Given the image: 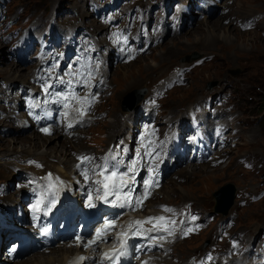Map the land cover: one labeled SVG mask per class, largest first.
<instances>
[{
    "label": "rangeland",
    "instance_id": "1",
    "mask_svg": "<svg viewBox=\"0 0 264 264\" xmlns=\"http://www.w3.org/2000/svg\"><path fill=\"white\" fill-rule=\"evenodd\" d=\"M4 1L8 5L9 3L11 4L10 14L18 26L25 25L30 19L32 21L30 25L32 24L35 27L44 26L48 28L57 27L58 25L59 28L66 30L72 22V19H69L71 11L77 10L80 15L75 19L76 26L88 27L89 29L96 27L93 16H90L87 11L86 0ZM161 1H146L142 5H159ZM226 1L231 10L224 9ZM181 2L183 3L184 0ZM216 9L217 11L210 15L208 20L213 24L222 16L229 18L228 20L226 19L227 26H225L223 21V25L226 28L216 31V34L223 37L229 30L232 39H237L233 46H222L224 43L221 44L220 42L210 48H206L202 44L196 43L201 38L208 36L209 32L202 24L204 18H197V14L192 13L191 16L194 18L192 25L186 27L180 35L175 38H166L162 45L140 57L136 62H132V65H128L129 67L124 68L122 71L119 69L120 64L114 65L108 75L111 91L109 90L110 92H108V95L98 108L101 114L96 117V119H99L97 124L88 130L81 131L86 133L84 135L81 134L78 140H70L66 136L67 140L63 141L73 142L72 146L70 144L67 145V149L70 150L74 158L75 155L73 153H77V151V154H81L84 150V153L104 151L109 144L110 138L108 139V137L111 130L114 132L111 140L113 141L112 143H115L116 139L126 134L127 130L133 131L134 129V124L140 111L139 107L142 104H138V109L134 106L132 111H123L122 105L129 93L144 90L145 95H147L151 89L159 85L163 80L174 76L178 69H190L187 74V85L174 89L163 101L164 116L175 122L179 120L185 121L186 117H188V112L193 108L204 106V102L212 96H223L229 101L222 109V116L230 115L233 118L236 117V122H233V126H236L233 129L239 130L235 140L236 147H231V150L228 149L230 153L228 152L220 157L221 159L227 158L224 163L218 166L207 163L203 164L207 165L205 167L196 168L190 176L181 173L186 169L188 170V168L182 169L173 175L165 183L161 194L148 201V210H151V206L155 204L158 206L165 203L174 206L181 205L182 207L184 202L192 203L194 210L202 213H211L212 216L217 217L216 221L232 217L237 222L235 229L249 241L254 235L258 236L261 230L264 229V199L257 203H252L247 196L249 194L258 195L264 191V113L259 106L260 98L264 96V0H224L220 8L216 6ZM221 11L229 12L222 14ZM156 17H161V10L155 12L154 18ZM249 19L259 21L256 30L242 32L234 25L235 21L244 22ZM100 29L102 27L97 25L96 31ZM0 44L4 45L1 42ZM8 47V44L0 47V95L3 94L5 85L11 88L14 87L16 90V85L22 84L20 80L13 86L15 83H9L8 76L5 74L7 70L12 69V64L14 63L9 59ZM196 54H199L200 57L194 59ZM201 60H204L203 63L197 65ZM16 65L21 67L20 63ZM32 70L24 68V73L30 74ZM137 100L134 102L136 103ZM213 106L214 108L217 107L215 104ZM115 116L116 123L113 125L109 124V122L114 120ZM125 119L126 123L123 122ZM223 120L229 123L231 118ZM9 121L10 119L3 120L0 114V155L9 154V152L10 154L13 153L12 158H9V160L4 158L0 161L14 163V166H16V163L20 168L13 170L12 167H9L7 174L0 172V183L4 184L13 182V178L25 170L23 169L25 165H21L22 161L26 163L34 159H23L19 162L16 161L14 154L22 155L21 150L25 147V150H27L30 146L27 138L37 134L35 131H19L16 125L13 124L15 121L12 119L11 123ZM18 139H25L26 142L22 145L20 142H16ZM105 139L108 140L105 141ZM12 140L16 144L12 142V145H10ZM63 141L59 145L63 144ZM43 149H47L46 146L39 148L40 151ZM60 149L61 147L58 146L57 150L54 153L52 152V156L62 158L61 153L58 152ZM34 157L36 158V156ZM59 158H49L48 160L49 162L51 161L50 163L53 167L57 168L58 164L56 162H58ZM242 159L250 162L254 169H245L241 163ZM215 162L218 163L216 160ZM46 169L49 170V168ZM211 177L213 179L207 180V178ZM227 186H232L234 190L232 194L234 197L233 204L227 211L228 216L223 211H217L216 207H220L221 210L225 209L229 203L230 195L224 200V204H221V201L220 204H217L215 199V195L223 188H227ZM226 193L227 191L224 192V195ZM16 194H19V192H15L11 197L15 198ZM220 197L221 195L217 198ZM242 201H245L246 204L242 205ZM215 224L212 225L208 232L177 244L182 247L180 251H175L173 247L174 256L170 262H188L192 256L208 250L213 243L216 242L215 244H218L219 241L214 235L218 236L219 232L216 230L215 234L212 235L216 228ZM256 226L258 228L253 231ZM223 246L227 247V245ZM51 253L46 252L33 256L43 255L46 257L52 255ZM25 260L27 258L18 260L14 264H20ZM81 264L93 263L83 259Z\"/></svg>",
    "mask_w": 264,
    "mask_h": 264
},
{
    "label": "bare ground",
    "instance_id": "2",
    "mask_svg": "<svg viewBox=\"0 0 264 264\" xmlns=\"http://www.w3.org/2000/svg\"><path fill=\"white\" fill-rule=\"evenodd\" d=\"M212 1V0H211ZM215 1V0H214ZM214 1H212V2H214ZM237 5V4H236ZM216 6H219V8H220V6H221V4L220 5H216ZM218 8V7H217ZM229 8H231L230 6H229V4H227V1H226V3H225V5H224V9H229ZM234 9V8H233ZM229 10H231V9H229ZM216 11H217V9H216ZM215 11V12H216ZM234 11V10H233ZM214 12V13H215ZM213 13V14H214ZM212 15V14H211ZM209 14H205V17H204V21L202 22V24H203V26H204V28H206L207 29V32H209V35L208 36H205L204 38H201L200 40H198L196 43H198V44H202L204 47H206V48H210V47H212V46H214V45H216V43H220L221 42V44L222 43H224V44H222V46H224V45H226V46H228V47H230V46H233L234 45V42L237 40V39H232V37L230 36V31L228 30V32H226L225 33V35L223 36V37H220L218 34H216V31H219V30H221V29H224V28H226L225 26H227L226 24V22H227V20L229 19L228 17H220L218 20H216V22H214L213 24H211V22L208 20L209 19ZM227 19V20H226ZM223 21H224V24H225V26L223 25ZM222 25H223V27H222ZM100 28V27H99ZM177 35H175V37H176ZM175 37H173V38H175ZM0 42L1 43H3L4 45H6L7 43H4L3 41H1L0 40ZM3 45V46H4ZM1 44H0V47H3ZM8 54H10V51L8 52ZM196 55H198V54H196ZM138 60V59H137ZM136 60V61H137ZM135 61V62H136ZM198 61V60H197ZM130 65H132V63H130L129 64V66ZM128 65H121L120 64V67H119V69L122 71L124 68H127V67H129ZM22 67V66H21ZM20 66H18V65H16V64H12V69L11 70H7V72H5V74L8 76V79H9V83H15L16 84V82H19L20 80H21V82H22V84H24V85H28L29 84V81H27V80H30V77H33V72L31 71L30 72V74H28V73H24V68H21ZM29 76V77H28ZM15 84H13V86L15 85ZM21 84V85H22ZM23 85V86H24ZM130 88V87H129ZM121 92V91H120ZM131 93H129V95H130ZM134 95V94H133ZM137 95H134V96H131V97H129L126 101H124V103H123V105H122V108H123V111H132L133 110V107L132 106H130L129 108H128V106H129V104L131 103V99H133V98H135ZM143 98V95L141 96V98L139 99V104H142V105H144L143 103H144V100L142 99ZM121 99V98H120ZM119 100V99H118ZM131 105V104H130ZM141 105V106H142ZM128 113V112H127ZM223 114V111L221 112V115ZM116 116H117V114H115ZM114 116V115H113ZM116 116L114 117V120H112L111 122H109V124H115L116 123V120H115V118H116ZM111 117V116H110ZM141 119H142V117H141ZM13 120V119H12ZM118 120V119H117ZM130 120V119H129ZM132 120V119H131ZM180 121H184V120H179V121H177V122H180ZM122 122V121H121ZM124 123H126V119L123 121ZM117 126V125H116ZM125 126V125H124ZM119 127V126H118ZM116 128V127H115ZM124 128V127H123ZM121 129V128H120ZM109 130V129H108ZM123 130V129H122ZM78 133V132H77ZM86 132H79V134H85ZM113 134H114V132H113V130H111L110 132H109V137H108V139L110 138V140L108 141L109 142V144H108V147L110 146V144H112V136H113ZM118 134V133H117ZM119 135H120V133H119ZM108 136V135H107ZM118 136V135H117ZM27 139H29V142H30V146H29V148L27 149V150H25V148L24 149H22L21 151V153H22V155H16V154H14V156H15V158H16V161H22L23 159H27V160H29V159H35V160H39V161H41L45 166H46V168H49V170H51V171H54L55 173H58V174H60L61 176H63L65 179H68V180H70L71 179V174L74 172V169H75V165H76V163H77V161L75 160V158L74 157H72V153L70 152V150H68L67 149V145H71L72 146V144H73V142L72 141H67V142H64L65 140H67V137L66 136H64L63 134H58V135H55V136H53V137H44V136H42L41 134H39V133H37V134H34V136H30L29 138H27ZM108 139H105V141H107ZM64 140V141H63ZM3 142H4V140H2ZM63 141V144H61V145H59L61 142ZM104 141V142H105ZM12 142H13V144H16V142L18 143V142H20V144H24L26 141H25V139H18L16 142L14 141V140H12L11 142H10V145H12ZM46 146V148L47 149H43L42 151H40L39 150V148H44ZM58 146H60L61 147V149L58 151L59 153H61V156H62V158H59V157H53L52 155V152L54 153V151L55 150H57V148H58ZM39 147V148H38ZM107 147V148H108ZM49 148V149H48ZM9 149V148H8ZM83 150V149H82ZM229 150H231V148L229 149ZM229 150H227L226 151V153H228L229 152ZM10 151V150H9ZM85 151V150H84ZM84 151L82 152V153H84ZM50 152V153H49ZM57 152V153H58ZM77 153H78V151H77ZM81 153V154H82ZM225 153V154H226ZM230 153V152H229ZM13 154V153H12ZM12 154H10V152H9V154L7 153V154H2V155H0V160H2V159H6V158H8V160H9V158H12ZM87 154H89V153H87ZM59 155V154H58ZM13 156V157H14ZM34 156H36V158L34 157ZM49 158H59V160H58V162H56L58 165H57V168H55V167H53L52 166V164L49 162ZM215 160L216 161H219V160H221V158H215ZM14 164V163H13ZM12 163H9V162H1L0 161V167H1V169H0V172H3V173H5V174H7V169L9 168V167H12L13 168V170H16V168H20V166H18L16 163H15V165L16 166H14ZM10 165V166H9ZM205 166H207V165H200V166H193V167H191V168H188V170L186 169L185 171H182L181 173H184V175H186L187 174V176L189 175L190 176V174H193V171L196 169V168H199V167H205ZM12 168H11V170H12ZM207 168V167H206ZM23 169H25L26 171L27 170H30V169H28V168H26V167H24ZM204 169V168H203ZM207 171V170H206ZM41 173V172H40ZM208 176V175H207ZM215 177V176H214ZM189 178V177H188ZM203 178V177H202ZM210 179H213L212 177L211 178H207V180H210ZM206 183V182H205ZM163 188H164V186H163ZM163 188L162 189H160L156 194H155V196L154 197H156L157 195H159V194H161V192H162V190H163ZM206 190H207V188H206ZM153 197V198H154ZM12 198H14V197H12ZM152 198V199H153ZM151 199V200H152ZM215 199H216V202H217V204H219L220 203V199L219 198H217V196L215 197ZM187 201V200H186ZM152 202V201H151ZM188 202H184L183 204H182V207L185 205V204H187ZM155 206H157V204H155L154 206H151V208L153 209V208H155ZM226 216H228V214H225ZM222 216V215H221ZM226 216H222V217H226ZM258 227L256 226L255 228H253V231L255 230V229H257ZM174 249H175V251H180L181 249H182V247H180L179 245H175L174 246ZM78 252H80V249L77 247V248H73V247H71V246H68V245H61V246H59V247H57V249L56 250H53L52 251V255H50V256H43V255H37V257L36 256H33V257H31V258H27V260H25V261H23V262H21L20 264H81V262L83 261V260H81L80 258V256L78 255V254H76V253H78ZM89 256H91V255H86V257H89ZM87 262H89V263H92V262H90V261H87ZM184 262V261H183ZM14 263H16V262H14ZM13 263V264H14ZM94 264V263H93Z\"/></svg>",
    "mask_w": 264,
    "mask_h": 264
},
{
    "label": "snow or ice",
    "instance_id": "3",
    "mask_svg": "<svg viewBox=\"0 0 264 264\" xmlns=\"http://www.w3.org/2000/svg\"><path fill=\"white\" fill-rule=\"evenodd\" d=\"M72 99H76L77 102L80 105H88L90 106V101L88 100L87 97H76L73 96L71 97ZM64 100H69L68 96L64 97ZM68 104H65V107H68ZM77 112H79V114L81 116L86 114V108L81 107L76 109ZM65 115H67V113H65ZM69 127H72L71 124L68 125ZM45 132H47V129H44ZM145 156H151V151L147 148V146H145ZM157 158H159V153H157ZM82 162L83 161H88L89 163L92 161L93 158L91 157H80L79 158ZM109 158H105V163L101 164V165H97L96 167L100 168V171L98 173H95L97 176L103 177V179H96L94 181V183L96 185H98L99 187L96 189V191L99 193L102 191V195H98L97 199H102L105 202H110L113 204H117L119 202V205L121 207H133V210H136V208H140L142 207V203L141 201L143 199H146L147 196L150 194L147 187L145 189L144 195L142 197H137L134 201L131 197V188H129L128 192H124L123 189L124 188H128L129 187V181L133 180L134 177L129 176V173H135L137 170V165L140 163V153L139 150H137V158L133 159L131 161V163L127 166V171L125 172H120L119 169V165L123 163L122 160H116L115 164L112 165V169L109 170V167L107 166V161ZM111 159L115 160V157H111ZM94 171V170H93ZM149 171H153V169H149ZM51 175V174H49ZM83 175L85 177V179H89L88 176V171L84 170L83 171ZM146 185L150 184V181H145ZM51 187V186H50ZM109 196H114L115 199L112 201L108 200ZM41 203V201H37V205H39ZM55 204V199H53L50 202V206H49V210L51 206H54ZM134 205V206H133ZM89 207H94V205L92 204V197L89 196ZM165 211H169L171 212L172 209H168L165 208ZM165 217H148L146 218V220H136L134 221L132 224L128 225V229L121 232L120 236L124 237L123 239H120V244H119V248L114 249L112 253H103V259L108 260V261H112L117 262L119 261L120 257L124 256L126 254V250H127V237L129 235V231L133 228L136 229V231L132 232V235H138L141 232V228L145 223H152L153 221H164ZM170 223H174L171 222ZM115 227L114 221L112 220H106L105 221V225L103 229H100L97 231L96 236L93 240L88 241V243L85 245V247L91 246L93 244H97L99 242H103L105 239V234L107 232V230L111 229ZM159 230H163V231H167L169 233V235H171V231L166 228V227H162V225H157L154 224L153 228L151 229H147L146 231L148 232H152V231H159ZM42 232L46 233L47 229L44 228L41 230ZM192 229H188V232H191ZM185 235H187V232L185 233ZM161 239L163 237H160ZM77 239H80L79 237ZM151 239V237H150ZM81 260L85 259L84 257L80 258Z\"/></svg>",
    "mask_w": 264,
    "mask_h": 264
},
{
    "label": "water",
    "instance_id": "4",
    "mask_svg": "<svg viewBox=\"0 0 264 264\" xmlns=\"http://www.w3.org/2000/svg\"><path fill=\"white\" fill-rule=\"evenodd\" d=\"M198 57H200V55L198 54V55H195V57H194V59H197ZM226 190H228V193H230V199H229V203L227 204V206H226V211H225V213L228 211V209L232 206V204H233V199H234V197H233V187L232 186H227V188H225V189H222V190H220L219 192L220 193H217L215 196H219L220 194H222V193H224ZM223 203L222 204H224V201H222Z\"/></svg>",
    "mask_w": 264,
    "mask_h": 264
},
{
    "label": "trees",
    "instance_id": "5",
    "mask_svg": "<svg viewBox=\"0 0 264 264\" xmlns=\"http://www.w3.org/2000/svg\"><path fill=\"white\" fill-rule=\"evenodd\" d=\"M131 96H132V94H131L129 97H131ZM129 97H128V98H129ZM128 98H127V99H128ZM127 99H126V100H127ZM260 99H261V100H260V105H259V106H260V110L264 113V96H261ZM134 101H135L134 98L131 99V103H130V104L132 105V107H134V106L136 105V103H135ZM130 104H129V106H131Z\"/></svg>",
    "mask_w": 264,
    "mask_h": 264
}]
</instances>
